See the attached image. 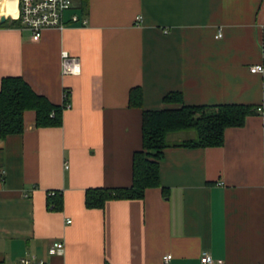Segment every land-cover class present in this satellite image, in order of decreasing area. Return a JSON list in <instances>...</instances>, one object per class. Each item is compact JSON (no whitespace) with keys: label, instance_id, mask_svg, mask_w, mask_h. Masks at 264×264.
<instances>
[{"label":"crops","instance_id":"0c3cea01","mask_svg":"<svg viewBox=\"0 0 264 264\" xmlns=\"http://www.w3.org/2000/svg\"><path fill=\"white\" fill-rule=\"evenodd\" d=\"M62 19V28H43L36 40L0 25V77L20 75L53 103L66 88L68 101L60 124L34 126V111L25 109L22 131L0 137V264L24 256L48 264H199L202 252L212 264H264V133L256 111L226 127L220 145L165 146L164 192L148 186L141 198L83 205L86 187L129 184L141 109L175 105L161 99L166 92L191 104L264 106V0H72ZM61 50L77 56V73H61ZM254 63L262 69L249 71ZM133 85L139 107L127 105ZM48 189L59 190L58 208L47 206ZM53 240L63 247L49 255Z\"/></svg>","mask_w":264,"mask_h":264},{"label":"trees","instance_id":"16d2710c","mask_svg":"<svg viewBox=\"0 0 264 264\" xmlns=\"http://www.w3.org/2000/svg\"><path fill=\"white\" fill-rule=\"evenodd\" d=\"M84 1V0H83ZM0 23L17 26L18 21L8 18ZM67 94V90L65 88ZM165 102H176L173 106L148 109L140 114V146L131 152L130 182L123 186H92L83 191V205L86 208H101L109 198H141L145 187L160 186L158 166L165 146L203 147L220 145L226 127L243 123L247 114L253 113L251 104L220 102L213 104H191L181 100L178 91L162 95ZM67 100V96H66ZM141 89L138 85L129 87L127 105L140 106ZM61 103L49 101L43 94L35 92L20 75L0 77V137L19 133L23 129L22 113L25 109L34 111V126L58 125L61 122ZM175 130H191L192 136L168 142L166 133ZM264 174V166H263ZM209 182V181H207ZM164 192V191H163ZM47 206L58 208L60 192L46 191Z\"/></svg>","mask_w":264,"mask_h":264},{"label":"built area","instance_id":"2783aa9c","mask_svg":"<svg viewBox=\"0 0 264 264\" xmlns=\"http://www.w3.org/2000/svg\"><path fill=\"white\" fill-rule=\"evenodd\" d=\"M72 0H15V14L12 16L7 12H0L5 15L6 18H14L18 21L17 27L25 29L29 33L31 40H36L43 28L56 27L62 28L64 23L62 19L63 11L71 6ZM140 18L139 15L135 16V21ZM71 21L78 19L75 13L69 15ZM84 22L83 19H81ZM220 32H216L218 36ZM261 63H254L249 66V71H260L262 69ZM79 70V61L77 56L69 54L66 50L60 51V71L63 74H74ZM63 95V108L68 106L66 100L65 88L62 90ZM254 110L258 112L262 119V128L264 133V106L257 104L254 106ZM54 189H48V194H53ZM68 222V221H67ZM63 247V243L60 240H53L48 245V254H57ZM169 255L163 256V261H166ZM199 264H212L211 257L202 252L198 258ZM219 262V261H217ZM10 264H48L40 259H36L33 256L19 257Z\"/></svg>","mask_w":264,"mask_h":264},{"label":"bare ground","instance_id":"6f19581e","mask_svg":"<svg viewBox=\"0 0 264 264\" xmlns=\"http://www.w3.org/2000/svg\"><path fill=\"white\" fill-rule=\"evenodd\" d=\"M0 12L15 14V0H0Z\"/></svg>","mask_w":264,"mask_h":264},{"label":"water","instance_id":"95a60500","mask_svg":"<svg viewBox=\"0 0 264 264\" xmlns=\"http://www.w3.org/2000/svg\"><path fill=\"white\" fill-rule=\"evenodd\" d=\"M5 20H6L5 15L0 14V23L3 22V21H5Z\"/></svg>","mask_w":264,"mask_h":264}]
</instances>
